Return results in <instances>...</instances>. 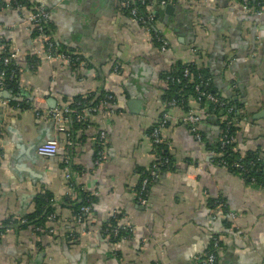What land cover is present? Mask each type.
Returning a JSON list of instances; mask_svg holds the SVG:
<instances>
[{"label": "crops", "instance_id": "1", "mask_svg": "<svg viewBox=\"0 0 264 264\" xmlns=\"http://www.w3.org/2000/svg\"><path fill=\"white\" fill-rule=\"evenodd\" d=\"M29 1L49 12L56 43L81 57L82 65L70 69L46 59L45 42L30 32V8L0 12V40L17 54L13 61L20 68L14 98L28 101L14 113L0 103V228H8L0 237V264H196L194 258L208 252L215 238L217 264H264V187L215 162L207 145L220 133L216 116L203 117L199 141L180 121L184 109L166 108L160 78L176 62L206 68L214 91L242 116L238 152H258L264 160V9L254 0L161 5L154 12L156 25L169 45L161 53L144 28L119 15V0ZM167 5L173 7L169 13ZM32 57L39 60L35 70L27 63ZM35 90L49 94L38 101L48 109L78 96L113 97L100 166L97 122L70 138L57 135L53 122L37 118L29 104ZM134 101L141 103L137 112L129 106ZM188 107L200 106L190 100ZM162 114L174 169L158 175L143 203L135 191L138 169L149 170L155 160L148 132ZM55 138L56 156L40 157L38 146ZM80 193L95 197L82 225L69 208ZM39 200L52 210L46 224L22 228ZM211 202L222 203L235 219L215 217ZM113 219L131 229L118 244L100 231Z\"/></svg>", "mask_w": 264, "mask_h": 264}, {"label": "trees", "instance_id": "2", "mask_svg": "<svg viewBox=\"0 0 264 264\" xmlns=\"http://www.w3.org/2000/svg\"><path fill=\"white\" fill-rule=\"evenodd\" d=\"M187 0H143V2H136L134 8L138 11L139 17H146L147 12L149 11V8H152L153 14L155 15V10L161 6L162 3L166 4H177L178 2H183ZM195 1V0H194ZM240 2L246 1L249 2L251 0H238ZM34 4H31L29 0H10L9 6L13 9H19V8H31L34 7ZM254 5L257 9H261L264 5V0H254ZM7 3H4L0 0V12L6 9ZM121 13L123 17H126L127 19L130 18L129 10H121ZM156 20V17H155ZM157 22V20H156ZM155 24V23H154ZM44 33L46 36L49 37V40L53 42L55 45H57L58 49L61 52H64L71 56L72 60H74V63H78L75 61L76 58H78L81 61V58L73 54V52L66 50L65 48L61 47L58 43H56L55 35H56V29L54 28L53 23L50 20H47L44 23ZM135 26H139L140 28H149V35L153 38H155L156 29L155 25L152 24H146L141 25L138 23ZM33 38H39V32L37 30H33L32 33ZM0 42H2L0 40ZM155 46H158V43L153 42ZM8 52L5 51V53L0 54V75L1 81L4 83L5 90L11 94V98H9L10 106L13 110L12 113H14V110L19 109V111L24 110L27 108L28 101L18 102L15 100L14 97H16L19 94V67L14 61H11L9 64L4 65L2 58L7 55ZM28 65H32L31 67L36 68V66L39 64V60L37 57H32L28 59ZM188 70L190 75L188 77H184V71ZM13 71V74H12ZM161 81L167 80V85L164 84V90L162 95V101L166 105V108H172L167 105L170 101H174L177 104H180L184 111L186 112L188 110V104L190 99H197L199 97V94L196 92L195 87L198 86L199 91L206 92L211 95H214L217 97L222 103H224V107L215 106L212 103H209L205 101L204 98L200 99V105L208 107L209 114L212 116V118H215V120L218 124L219 131H227L228 137H236V131H237V125L241 121L240 119L242 116L239 114L237 108L234 107V103L231 102L228 99L221 98L213 89L212 81L210 74L208 70L204 67L198 66L197 64L192 63H182V62H176L172 69L168 71V73H161L160 75ZM192 82V83H191ZM183 94V95H181ZM183 96V97H181ZM101 99V97L97 96H89V99ZM89 99H84L83 96H78L75 98L77 102H80L82 105H85L88 103ZM229 108H232L231 112H226ZM224 116L227 118V121L223 124L220 123V117ZM219 121V122H218ZM229 122V125L227 123ZM84 125L83 123H71L70 132L68 138H70L71 133ZM156 126L153 125L149 132L148 136L152 134L153 129ZM200 135H203L201 131H199ZM204 139V136H202ZM221 138V137H220ZM207 145V144H206ZM154 146V155L155 160L150 167L149 170H141L138 169V173L140 175V181L137 184V187L135 191L137 192V195L143 199L146 200L148 196V187L151 186V184L154 183V180L158 177V175L162 173H167L173 170V159L170 155L166 143L163 144H157ZM237 146V143L235 142H229L225 145H222L221 140H219L216 143H213L211 145H207V149H210L214 154H221L220 157H215V162L219 164L220 166L225 167L228 169L232 174L239 176L243 181L253 184L255 186H261L264 187V160L259 155L258 152L254 151H247L244 153L240 152H234L233 148ZM168 161L167 166H160L161 162ZM154 164H158L156 166V169L153 168ZM239 164L241 168H236L235 166ZM154 172L157 177H152L151 172ZM147 179L148 185L145 189L142 190V182ZM95 197H92L90 194L87 193H80V197L75 202L69 201V208L72 209L73 216L75 217V221H77L78 217H81L83 219H86L87 216L82 215L80 213V209L84 206H92L94 203ZM215 202H211L212 208L215 209L216 206L214 205ZM220 203V202H218ZM44 202L39 200L38 201V210H36L33 214H29L27 220L23 224L22 228H26L28 226H39L44 227L46 224V216L51 213L52 210L47 209V206H44ZM47 209L45 212V215L43 216V211ZM227 207L224 206L223 212L227 211ZM211 213L213 214V211L211 210ZM225 214V212H224ZM227 220V219H224ZM43 224V226H41ZM109 224V223H108ZM108 224H104L101 228L107 227ZM110 225H112L114 228H118L119 230V236L113 237L110 234H102L106 240L110 244H118L119 242H122L123 239L128 238L130 236L129 233H126L121 226H119L118 222L116 220L110 221ZM7 226V225H6ZM6 226H3L0 228V233H5L8 228ZM1 237V236H0ZM124 241V240H123ZM208 252H214L213 248L210 247L208 249Z\"/></svg>", "mask_w": 264, "mask_h": 264}, {"label": "built area", "instance_id": "3", "mask_svg": "<svg viewBox=\"0 0 264 264\" xmlns=\"http://www.w3.org/2000/svg\"><path fill=\"white\" fill-rule=\"evenodd\" d=\"M188 1H194V0H188ZM136 2H143V0H119V11H118L119 15L123 16L121 13V10H129V14H130L129 20L131 21V23L136 24V25L138 23H140L141 25H146V24H152L153 26L155 25V29L157 30L156 31L157 35H155V38L150 36L151 41L152 43L153 42L158 43V46H156L158 50H160L161 53H165L169 48L168 41L165 39L164 35L162 34V32L158 29L156 25L155 15L153 14L152 8L151 7L149 8L150 12H147L146 17L144 18L139 17L138 11L136 10V8L132 7L135 5ZM161 5H165V4L162 3ZM8 8H11L9 6V3H7L6 9ZM261 9H264V5L262 6ZM47 20H50V14L45 9L39 6L30 8V15L28 17V21L30 24V32L32 34L34 29L37 30L39 32L40 38H42L43 41L45 42L44 56H46V59L52 60V61H55V60L59 61L62 63L64 67H67L70 69H76L79 65H82L81 57H80L81 61L78 58H76L75 61L78 63L77 64L74 63V60H72L70 55L64 52H61L58 49L57 45L51 42L48 36L43 34L44 29H45L43 25ZM145 30L149 33V28L148 29L145 28ZM5 51L8 53L2 58V61L4 65H7L11 61L17 58V54L10 52L8 44H5L4 42H0V54L5 53ZM12 74H13V71H12ZM189 75H190L189 71L185 70L184 77H188ZM1 76L2 75H0V91H6L4 83L1 81ZM167 80H162L163 84L167 85ZM195 90L199 94V97L197 99H190V100H194L200 107L197 109L188 108V110L185 112V114L183 115L180 121L182 122V124L186 125L189 128V131L200 141L202 137L199 133L200 131L199 128L203 122V117L206 116V114L209 112L207 105L204 107L200 105V102H199L200 99L204 98L205 101L212 103L213 105L219 106V107H224L225 104L222 103L214 95L199 91L198 86L195 87ZM46 96H49L47 92L35 90L32 92V98L29 104H31L30 106L32 107V110L36 114L37 118L39 119L46 118V119H50L53 122L54 130L57 135H64L68 137L69 132H70L71 123L73 122L83 123V124L97 122V124L99 125L100 131L98 135L96 136V140L94 142L98 150L97 157L95 160V165L100 166L103 163V161L106 159V153H105L106 137L103 131V125L107 123L108 118H110L111 115L113 114V107H114L113 97L110 94L105 93L102 95H98L97 97H101V99H97L95 101V99H92V98L89 99V96L87 95L88 97H84V99H89V101L85 105H82L80 102H77L76 100H65V101H61L57 107L53 109H48V107L44 103L40 104L38 102L39 99H41L42 97H46ZM90 96H93V95H90ZM0 103L2 106L6 108H9L10 106L9 99L7 100L2 99L0 100ZM167 105L172 108L178 107V108L183 109V107L180 104H177L174 101H170L169 103H167ZM231 111H232V108H229L228 110H226V112L228 113ZM166 120H167L166 114H162L157 120H155L154 125L156 127L153 129L152 134L149 135V138L153 145L165 143V140L163 138V130L165 129L167 125ZM226 121H227V118H225L224 116L220 117L221 124L225 123ZM227 125H229V122L227 123ZM227 135H228L227 131H224V132L220 131L216 142L221 140L222 145H225L226 143H229V142H234V143L236 142V139L234 137H228ZM59 148H60L59 139L55 138V139H52L40 145L37 148L36 152L40 157L51 158V157L56 156V154L59 151ZM233 151L238 152L237 147H234ZM212 154L214 157L221 156V154H214V152H212ZM67 165H68V162L66 161V166ZM157 165L158 164H154L153 168L156 169ZM167 165H168V161L166 160L161 162L160 164V166L162 167L167 166ZM235 167L241 168L239 164H237ZM65 170L68 172V167H65ZM151 176L157 177L153 171L151 172ZM65 177L69 178L70 174H66ZM147 185H148V180L145 179L142 182V190L145 189ZM141 200L143 201V203H145V200L143 199ZM214 205L216 206V208L214 210L212 209V211L215 217L220 218V219H228L231 221L235 219V214L232 212L224 211L225 212L224 214L223 212L224 205L222 203L215 202ZM90 209H91L90 206H84L80 209V213L84 216L88 215L90 212ZM114 219L116 218L114 217ZM85 222H86V219L78 217L77 223L79 225H82ZM122 229L126 233H129L131 231L130 227H126V226L122 227ZM39 231L44 232L45 229L40 228ZM100 231L102 234L103 233L110 234L113 237L119 236L118 228H114L112 225H110V222L107 225V227L101 228ZM1 235L2 233H0V236ZM212 248L214 252H205L199 256H196L194 258V261L196 262V264H217L218 258H217L216 253L218 250V238L214 239Z\"/></svg>", "mask_w": 264, "mask_h": 264}, {"label": "water", "instance_id": "4", "mask_svg": "<svg viewBox=\"0 0 264 264\" xmlns=\"http://www.w3.org/2000/svg\"><path fill=\"white\" fill-rule=\"evenodd\" d=\"M164 8H165V10H166L167 13H169L170 11L173 10V7L171 5H167ZM0 98L9 99L10 96H9V94H8L7 91H1L0 92ZM49 102H51V101H49ZM140 104L141 103L139 101H134V102L130 103L129 106L131 107V109H132L133 112H137L138 109H139V107H140Z\"/></svg>", "mask_w": 264, "mask_h": 264}]
</instances>
